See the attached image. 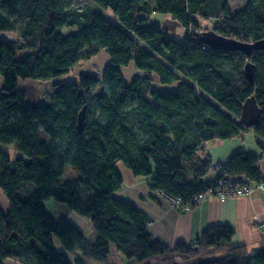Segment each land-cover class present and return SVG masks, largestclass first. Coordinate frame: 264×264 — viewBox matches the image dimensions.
Returning a JSON list of instances; mask_svg holds the SVG:
<instances>
[{"label": "trees", "instance_id": "obj_1", "mask_svg": "<svg viewBox=\"0 0 264 264\" xmlns=\"http://www.w3.org/2000/svg\"><path fill=\"white\" fill-rule=\"evenodd\" d=\"M76 2L0 0V32L17 38L0 39V191L9 204L7 212L0 206V264L7 258L72 264L55 249L54 236L72 251L86 241L85 233L51 213L49 200L91 220L97 233L92 250L101 259L115 246L128 264L171 255L194 259L193 264H264V250L250 253L234 244L229 225L208 226L194 244L170 247L152 236L143 210L117 196L123 163L133 175L150 177L152 191L181 198V209L193 208L194 196L216 185L205 179L212 162L207 143L252 129L262 147L264 49L251 55L226 51L200 36L214 29L241 42L264 39V0H246L236 10L229 0H92L94 7L84 10ZM152 11L178 21L182 37L162 24H148ZM199 19L215 24L197 34L192 29L199 28ZM66 27L75 30L65 33ZM101 50L109 63L100 77L82 72L77 80L55 82L49 100H27L20 80L58 78ZM248 62L253 81L245 75ZM131 63L142 75L123 74ZM251 96L262 114L247 128L239 118ZM259 161L242 151L224 169L256 184L264 181ZM69 166L77 177L63 180Z\"/></svg>", "mask_w": 264, "mask_h": 264}, {"label": "crops", "instance_id": "obj_2", "mask_svg": "<svg viewBox=\"0 0 264 264\" xmlns=\"http://www.w3.org/2000/svg\"><path fill=\"white\" fill-rule=\"evenodd\" d=\"M242 151L260 156L259 166L264 178V142L261 147L252 129H247L240 136L214 140L206 145V154L213 162L227 163L235 153ZM15 155L14 151L13 156ZM119 171L124 182L117 196L133 202L150 217L149 231L155 239L164 244L170 247L178 242L194 244L208 226L221 224L234 229V244L244 245L250 253L264 250V190L256 189L251 195L228 197L223 200L207 194L193 208L181 209L172 206L165 196L150 189V177L133 175L123 163L119 164ZM0 194V206L7 212L8 201L1 191ZM83 246L84 244L79 248ZM60 251L64 249L60 248ZM185 260L188 264L194 263L193 259L171 255L151 258L144 264H179ZM4 264L23 263L7 258Z\"/></svg>", "mask_w": 264, "mask_h": 264}, {"label": "rangeland", "instance_id": "obj_3", "mask_svg": "<svg viewBox=\"0 0 264 264\" xmlns=\"http://www.w3.org/2000/svg\"><path fill=\"white\" fill-rule=\"evenodd\" d=\"M229 1L232 8L236 10L242 7L246 0H229ZM152 5H154V2H152ZM88 6L94 7L92 0H77L76 2V7L80 10H84ZM103 12L111 20L115 22L117 21L111 9H104ZM148 16H149V19L147 21L148 24H162L163 26L168 27L178 37H182V34L184 33V29L182 28L181 24L178 21L174 20L171 16L165 15L157 11H152L150 14H148ZM214 24L215 23L212 20L199 19V28L192 29V32L198 34L203 29H208L213 27ZM63 30L65 33H69L71 31H74L75 28L66 27ZM0 39L16 40L17 38L14 33L5 31V32H0ZM108 61L109 58L107 53L104 50H101L100 52H98L97 55H95L91 59L82 61L81 63L73 67L67 74L62 75L58 78H53L47 81L25 79V80H20L19 85L25 89L28 101L37 103V101L41 100L43 97L49 100L50 92L55 82L64 79L77 80L78 75L82 72L91 73L100 77ZM122 72L129 79L142 75V73L139 70H137L132 63L129 66L122 67ZM1 85H2V81L0 79V88ZM100 90H101V86H98V88H96L93 93H97ZM5 149L7 151H13V148L11 146H6ZM212 162H211V167H212ZM75 177H77V173L73 170V168H71V166H69L66 168L62 179L67 180ZM122 192H124V190ZM0 201H1V194H0ZM47 207L49 208L50 212L53 213L56 217L65 216L69 218V220H71L75 225L81 228L82 231L85 233L86 242L83 243L84 246L80 248L77 247L72 251L65 250L60 238L54 236L55 249L59 251L60 248H63L64 252L68 256L72 264H128L127 258L120 251H118L115 246H111V251L109 255L104 259L99 258L95 254L94 250H92L91 243L95 241L97 233L94 230L91 224V220L89 218L85 216H81L76 211L69 210L64 204H60L53 200L47 201ZM201 258L210 259L209 257H201ZM144 263L147 262H140L135 264H144ZM179 264H188V263L185 260Z\"/></svg>", "mask_w": 264, "mask_h": 264}, {"label": "water", "instance_id": "obj_4", "mask_svg": "<svg viewBox=\"0 0 264 264\" xmlns=\"http://www.w3.org/2000/svg\"><path fill=\"white\" fill-rule=\"evenodd\" d=\"M200 39L204 44L212 48L221 47L226 51L238 50L248 55H251L255 50L264 49V39H260L254 42H241L237 39L223 36L214 29L203 31L200 36ZM245 75L250 81H253L254 68L251 62H248L245 65ZM261 114L262 108L257 103L255 96H251L247 98L242 104L239 120L241 124H243L245 127L250 128L259 122ZM84 120L85 107L81 110L79 114L78 127L80 131L82 129Z\"/></svg>", "mask_w": 264, "mask_h": 264}, {"label": "built area", "instance_id": "obj_5", "mask_svg": "<svg viewBox=\"0 0 264 264\" xmlns=\"http://www.w3.org/2000/svg\"><path fill=\"white\" fill-rule=\"evenodd\" d=\"M206 180H210L216 185L208 188L204 192H200L194 196L197 202H201L207 194H212L220 200L228 197L236 196H248L251 195L256 189L264 190V181H260L256 184L241 182L235 175H231L224 169L223 162H212V167L205 177ZM160 195L165 196L172 206H180L182 204L181 198L170 197L163 192H158ZM185 209H191L189 204L185 206ZM151 222H149L150 224ZM264 226V223H263Z\"/></svg>", "mask_w": 264, "mask_h": 264}]
</instances>
